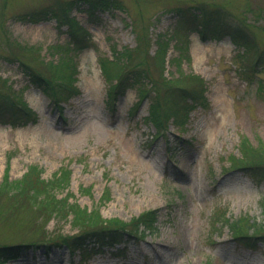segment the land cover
Listing matches in <instances>:
<instances>
[{"label":"rangeland","instance_id":"rangeland-1","mask_svg":"<svg viewBox=\"0 0 264 264\" xmlns=\"http://www.w3.org/2000/svg\"><path fill=\"white\" fill-rule=\"evenodd\" d=\"M48 1L0 0V77L39 115L36 124L16 128L0 124V185L8 163L11 180L20 179L31 165L42 169L44 179L66 167L71 181L58 191L59 197L69 193L70 201L81 208L127 222L157 209V230L131 245L126 258H115L107 249L90 251V244L85 257L80 248L70 254L66 248L34 247L3 264H264V241H258L257 248L242 247L225 222L248 217L264 224V183L258 185L247 172L232 168L233 158L243 157V139L253 147L264 146V93L257 92L264 68L256 69L263 71L253 74L252 81L244 73L252 69L239 57L242 49L229 37L205 41L192 32L191 62H183L181 70L189 83L194 81L192 75L202 78L207 101L192 106L185 123L170 120L158 136L154 125L145 121L151 100L145 99L132 113L139 100L135 90L117 97L115 111L108 109L109 83L98 60L100 55L112 58L113 47L136 46L133 23L153 43L157 33L173 32L175 17L170 10L176 6L214 2L241 15L247 2L264 9V0H123L127 12H102L92 18L73 9L70 15L89 31L93 46L80 54L69 51L81 93L61 109L31 82L19 63L23 60L50 75L45 63H59L56 51L70 44L67 23L59 25L55 18L37 23L15 19ZM258 37L263 46L264 33ZM150 47L153 55L156 45ZM15 56L19 59L13 62L4 58ZM173 56L170 46L167 60ZM155 66L151 61L154 75ZM177 72L176 66L166 64L168 77ZM88 187L89 192L82 190ZM10 202L0 196V244L41 241L45 233L78 232L71 216L44 224L37 211L22 204L13 208Z\"/></svg>","mask_w":264,"mask_h":264},{"label":"trees","instance_id":"trees-1","mask_svg":"<svg viewBox=\"0 0 264 264\" xmlns=\"http://www.w3.org/2000/svg\"><path fill=\"white\" fill-rule=\"evenodd\" d=\"M73 9L85 11L89 18L102 12H127L123 0H49L46 4L15 17L17 20L33 23L55 18L59 25L68 24L70 44L56 51L61 56L59 63H45L50 75L37 72L23 60H19L23 72L56 108H61L63 103L81 93L76 84L77 67L69 51L80 54L93 46L89 31L78 24L76 17L70 15ZM244 9L241 15H237L226 6L214 2L192 1L189 5L176 6L170 10L175 17L173 32L157 33L154 43L147 35L142 36L145 32L138 29L137 25L135 28L133 23L136 46L123 47L121 50L113 47L112 58L106 55L98 58L102 73L109 83L106 100L108 109L115 111L117 97L125 95L129 89L135 90L139 100L132 108V113L145 99L151 100L145 121L152 123L156 134L160 136L167 130L170 120L183 124L192 106L205 105L206 85L202 78L192 75L190 77L194 81L189 83L188 74L181 70L183 62H191L188 37L192 32H197L205 41L228 36L237 48L242 49L239 57L245 59L252 69L245 70L244 73L253 81L252 75L262 72L261 68H264V45H259L258 37L259 33H264V9L254 8L250 2H247ZM153 44L156 45V50L151 55L149 49ZM170 46L174 49L175 56L167 60ZM4 58L9 62L19 59L16 56ZM151 61L158 69L156 75L150 67ZM167 63L176 66L178 75L168 77L165 74ZM258 67L261 68L257 71ZM183 80L188 81L187 84H182ZM0 81L4 86L3 91H0V124L12 127L36 124L39 115L23 95L15 91L7 79L0 77ZM257 92L264 93L263 80H258ZM241 154L242 158H233L232 168L247 172L258 185L264 183V146L260 144L253 147L243 139ZM9 171L8 163L0 185V196H7L13 208L21 204L29 206L38 212V218L44 220V224L53 218L68 219L71 216L72 225L78 232L72 236L61 233L50 236L45 233L41 241L0 244V264L19 257L30 247L48 251L66 246L71 253L80 248L81 256L85 257L89 244H93L92 249L96 246L99 249L106 247L114 257L125 258L130 244H137L156 231L159 217L157 209L144 211L127 222L118 218L105 219L96 209L89 211L81 208L70 201L69 193L59 197L58 191L67 188L71 181V171L66 167H62L51 179H44L42 169L36 165H31L18 180H11ZM82 190L89 192L90 188ZM108 197L109 192L105 190L104 199ZM225 222L230 228L232 239L239 243L257 247L258 241H264V224L251 222L248 217Z\"/></svg>","mask_w":264,"mask_h":264}]
</instances>
